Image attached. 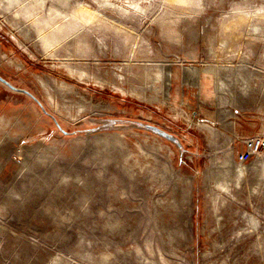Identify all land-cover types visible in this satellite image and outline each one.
Listing matches in <instances>:
<instances>
[{"label":"rangeland","instance_id":"rangeland-1","mask_svg":"<svg viewBox=\"0 0 264 264\" xmlns=\"http://www.w3.org/2000/svg\"><path fill=\"white\" fill-rule=\"evenodd\" d=\"M0 264H264V0H0Z\"/></svg>","mask_w":264,"mask_h":264},{"label":"water","instance_id":"water-1","mask_svg":"<svg viewBox=\"0 0 264 264\" xmlns=\"http://www.w3.org/2000/svg\"><path fill=\"white\" fill-rule=\"evenodd\" d=\"M2 80L5 81L4 79H2ZM136 125L141 126L143 128H146L150 131H153V132H155V133H157V134H159V135H161V136H163L169 140L177 142V138L174 135L170 134L169 132H167V131H165V130H163V129L155 126V125L142 123V122H139ZM178 144H180V143H178Z\"/></svg>","mask_w":264,"mask_h":264},{"label":"built area","instance_id":"built-area-1","mask_svg":"<svg viewBox=\"0 0 264 264\" xmlns=\"http://www.w3.org/2000/svg\"><path fill=\"white\" fill-rule=\"evenodd\" d=\"M261 142L258 141H254L252 143L251 149L250 150H246L244 152L241 153L240 155V160L241 161H245L247 159H249L250 155L252 154L253 151L258 150L260 148Z\"/></svg>","mask_w":264,"mask_h":264}]
</instances>
